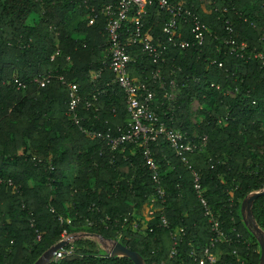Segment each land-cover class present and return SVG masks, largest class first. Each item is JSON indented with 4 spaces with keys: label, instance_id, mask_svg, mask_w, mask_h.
Returning <instances> with one entry per match:
<instances>
[{
    "label": "trees",
    "instance_id": "obj_1",
    "mask_svg": "<svg viewBox=\"0 0 264 264\" xmlns=\"http://www.w3.org/2000/svg\"><path fill=\"white\" fill-rule=\"evenodd\" d=\"M110 1L0 0V264H33L64 231L119 241L144 264H212L204 249L213 231L192 171L166 139L150 141L146 154L133 141L113 148L106 137L119 134L129 117L108 67L105 18L98 12L89 21L90 7ZM169 1L180 9L178 29L163 32L170 14L152 8L143 32L165 50L153 61L128 46V71L153 93L160 121L186 140L206 137L202 149L183 156L231 238L212 249L213 264H238L237 256L259 264L260 244L240 208L247 194L264 188V0ZM71 83L82 98L77 121L67 111ZM251 213L264 231V194ZM69 245L73 254L48 264H134L88 238Z\"/></svg>",
    "mask_w": 264,
    "mask_h": 264
},
{
    "label": "built area",
    "instance_id": "obj_2",
    "mask_svg": "<svg viewBox=\"0 0 264 264\" xmlns=\"http://www.w3.org/2000/svg\"><path fill=\"white\" fill-rule=\"evenodd\" d=\"M152 8L158 11H166L170 14L169 19L163 25V32L171 36V34L178 29L177 16L180 9L169 0H111L99 8L98 11H96L94 7H90V22L97 19L98 12L105 18V29L108 36V54L110 56L108 67L113 73V81L116 82L124 92L126 108L129 113L126 125L123 128H118L119 134L115 137L109 135L106 137L113 148H115L118 143L133 141L143 146L146 154L149 153L148 143L150 141H155L158 137H164L166 139L175 153L181 157V160L185 162L187 167L192 171L194 188L204 209V215L211 224V229L213 231L210 244L204 249V256L207 258L208 262L213 264L218 259V253L217 251L212 252V249L218 250L217 244L219 242L228 243L231 238L221 229L218 216L214 214L207 200L202 196L200 192L199 174L188 164L187 159L183 156L184 152L190 153L197 148L202 149L206 144V137L203 136L197 143L186 140L180 131L160 121L157 114L151 109L152 98L154 96L153 93L146 87L144 82L134 80L128 71V65L132 60L128 46H140L142 51L152 56L153 61L160 59L165 50V45H155L152 42V35L143 32L145 17L149 15ZM128 21L131 23V26H133L132 30H128L127 28ZM194 32L195 38L202 40L203 34L199 26L194 28ZM170 39L171 37H169V40ZM180 45L186 47L187 42L182 41ZM57 53L56 51L55 54ZM258 56L262 59V67H264V54L258 53ZM153 77L156 79L159 78L160 75L155 72ZM48 78H50L49 74L40 79H36V81L38 84H41ZM59 78L63 81L61 76ZM69 99L67 111L72 119L77 121L76 108L82 99L78 84H70ZM89 104V102H86V105ZM95 134L98 137H104L100 132ZM147 163L154 170L152 178L154 182L158 184L160 178L155 170V164L150 158H147ZM7 183L11 184V181L7 180ZM159 192L160 194L163 193L161 190H159ZM165 223L166 220L163 219V224ZM64 236H66L67 243H71L70 234L64 231L63 239ZM40 238V234H37V239ZM65 245L58 248L53 253L51 261H58L64 256L74 253V247L72 245L67 247H65ZM233 253L237 254L236 250H233ZM237 260L238 264H245L238 256ZM200 262L202 263V261Z\"/></svg>",
    "mask_w": 264,
    "mask_h": 264
},
{
    "label": "water",
    "instance_id": "obj_3",
    "mask_svg": "<svg viewBox=\"0 0 264 264\" xmlns=\"http://www.w3.org/2000/svg\"><path fill=\"white\" fill-rule=\"evenodd\" d=\"M261 194H264V188L256 190V191H252L249 194H247L246 197L241 201L240 209H241V215L243 217L244 222L252 230L255 237L257 238V241L260 244L261 253H260V263L259 264H264V231L257 225L251 213V207H252V203L254 199ZM248 219L251 221L252 227L248 224V221H247ZM77 234L78 233H73L74 236H76ZM84 234L85 235H97V234L87 233V232H85ZM100 237L103 238L102 236ZM107 240H110V239H107ZM66 243H67L66 239L59 240L56 244L50 246L47 250H45L33 264H48L51 261V257L53 253L58 248L63 247ZM103 249L105 250L106 255L128 256L129 258H131L134 264H144L142 257L137 252L122 245L119 241L114 240V244L111 246L110 249H107L105 246H103Z\"/></svg>",
    "mask_w": 264,
    "mask_h": 264
},
{
    "label": "rangeland",
    "instance_id": "obj_4",
    "mask_svg": "<svg viewBox=\"0 0 264 264\" xmlns=\"http://www.w3.org/2000/svg\"><path fill=\"white\" fill-rule=\"evenodd\" d=\"M169 97L173 98L174 97L173 93H170ZM197 106H198L197 101H194L192 105V110H195ZM152 211L153 209H151L150 207L148 210H146L145 214L143 215L145 217L141 220V223H143V225H147V222L149 219V215L147 213H152ZM247 221H248V224L252 227L251 221L249 219ZM84 233L85 232H78L76 236H74L73 233H70V237H71L70 242L72 243L73 241L79 238H88L90 240H93L97 244V247L104 252L105 250L103 249V246H105L107 249H110V246L114 244V240L112 241V240L103 239L98 235H85ZM64 239H66V236H64Z\"/></svg>",
    "mask_w": 264,
    "mask_h": 264
},
{
    "label": "bare ground",
    "instance_id": "obj_5",
    "mask_svg": "<svg viewBox=\"0 0 264 264\" xmlns=\"http://www.w3.org/2000/svg\"><path fill=\"white\" fill-rule=\"evenodd\" d=\"M110 248H111V246H110Z\"/></svg>",
    "mask_w": 264,
    "mask_h": 264
}]
</instances>
